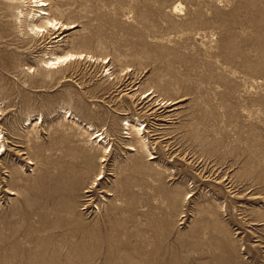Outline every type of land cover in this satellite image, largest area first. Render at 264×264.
Instances as JSON below:
<instances>
[{"label": "rangeland", "instance_id": "rangeland-1", "mask_svg": "<svg viewBox=\"0 0 264 264\" xmlns=\"http://www.w3.org/2000/svg\"><path fill=\"white\" fill-rule=\"evenodd\" d=\"M45 1L0 0V264H264V0Z\"/></svg>", "mask_w": 264, "mask_h": 264}, {"label": "bare ground", "instance_id": "bare-ground-1", "mask_svg": "<svg viewBox=\"0 0 264 264\" xmlns=\"http://www.w3.org/2000/svg\"><path fill=\"white\" fill-rule=\"evenodd\" d=\"M29 3L32 4L31 5L32 7L41 8V11H39L40 14H37V12H33L31 10L28 14L31 15L32 18H35L37 16H41L42 18H44L40 25L35 24V23H33L31 25V31L35 35L42 36V37L47 36L46 34H48L52 29H56L60 26V22L58 20H56L54 18H49L48 16L43 17L46 14L48 15V13L46 11H44L45 9L43 8L44 6L48 5L45 0H29ZM62 26L64 27L65 25L62 24ZM58 29H61V27H59ZM35 37H37V36H35ZM86 57H88V56L83 54V53L67 52V53L62 54V55L52 53V55H50L48 58H46V60H44V64H45V67L50 69V70H60V69H65L68 66V64H71L72 62H75L77 60H80V59L86 58ZM1 115H2V110L0 107V116ZM125 125H128L129 128L132 127L136 131L137 134H139V135L143 134L142 129L139 127L140 125H138V126L133 125V124H131V122L129 120ZM92 128H93L92 125H89L88 129H92ZM97 137H100L101 141L106 138V136H104V133H100ZM4 140H5V135L3 134V131L0 130V154L3 153L4 151H6ZM132 149H134V148H132ZM108 152H110V151H108V149L105 148L103 161H106L105 156L107 155ZM101 176H102V174H100V177Z\"/></svg>", "mask_w": 264, "mask_h": 264}]
</instances>
